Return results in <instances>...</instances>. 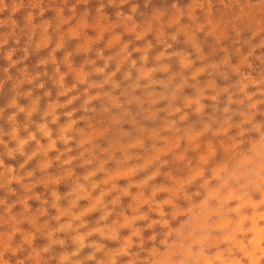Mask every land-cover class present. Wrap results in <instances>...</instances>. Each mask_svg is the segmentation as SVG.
<instances>
[{"label":"rangeland","instance_id":"374dc122","mask_svg":"<svg viewBox=\"0 0 264 264\" xmlns=\"http://www.w3.org/2000/svg\"><path fill=\"white\" fill-rule=\"evenodd\" d=\"M141 69L164 83L141 79L133 90ZM53 105H63L55 124L45 115ZM68 112L74 139L49 149L47 170L41 155L27 158L35 140L26 155H6L14 128L47 147L38 125L56 138ZM254 125L264 131V0H0V264H133L118 250L131 235L127 221L141 213L148 219L133 226L143 246L131 251L146 264L150 237L168 231L147 227L160 218L143 203L150 198L171 228L181 225V243L203 244L201 264H264V194L242 196L211 179L221 162L248 152ZM101 163L106 172L92 178L99 187L73 204V181ZM153 173L145 187H129ZM102 194L106 220L93 208ZM69 210L83 213V227ZM105 226L118 238L95 231ZM77 235L86 246L73 255Z\"/></svg>","mask_w":264,"mask_h":264},{"label":"clouds","instance_id":"9594fccd","mask_svg":"<svg viewBox=\"0 0 264 264\" xmlns=\"http://www.w3.org/2000/svg\"><path fill=\"white\" fill-rule=\"evenodd\" d=\"M131 19V17H129ZM100 71H103L101 69ZM155 71V69H152L150 71H144L140 70V76L134 82L130 87L135 90L141 87L140 80L146 79L148 83L144 85V87H151L156 84H163V81H158L152 78V73ZM131 74L129 73V76ZM167 87V85H165ZM174 95V93H173ZM90 98V99H94ZM161 98H163V94H161ZM75 99V97L73 98ZM111 103L115 107H121L122 105L119 103L118 98L113 97L111 100ZM59 107H63V105H53L50 107V110L48 113H46V116L51 117V123L55 124L59 120V116L56 113V109ZM228 109H225V112H227ZM66 115L70 118L73 115L72 112L66 113ZM77 123L76 120H71L70 123H68L66 126L62 128V131L60 135L56 138H53L52 129L49 127L48 123H40L38 125V131L40 134L47 138L50 143L47 147H44L39 140L36 139L35 133H29V136L27 138H20L18 135L17 130L14 128L11 136L16 141V147L15 148H9L7 150L6 155L9 158H14L16 154H19L21 156L26 155L24 149L26 145L30 142L35 140L38 148L36 151L32 152L30 155H28V160H31L35 158L37 155H41L43 157V162L41 163L40 167L41 170H47L51 164V160L48 159V151L49 149H52L55 147L57 141L62 142L63 144L67 145L70 141L74 139L72 135L69 133L73 129V126ZM174 124V122H173ZM169 127H172L170 124ZM252 131H255L257 133L258 139L252 144V146L248 149L247 153L243 154H237L236 156H233L232 158L225 160L221 162L220 165L217 166V169L215 171L214 176L211 178L213 180L219 181L218 187L222 189H228L233 192H239L242 196H250L251 189L252 192H258L261 194H264V131L261 130V126L254 125ZM245 132H241V135H244ZM0 143H4L2 140H0ZM5 147L7 148V144L5 143ZM125 153L127 152V149H124ZM129 157L125 154L124 159L120 161V163L127 164L129 161ZM65 164L70 163V160H66L64 162ZM3 166V161L0 160V167ZM7 171L9 173L14 172L13 168H8ZM106 172V169L104 168L103 163H101L98 167H96L93 171H91L88 175L83 176L81 178H77L73 181L74 188L72 191V195L75 197L73 200V204L76 203V201L80 198L87 197L90 195V192L97 187H99V183H92V178L99 172ZM137 169L133 167L127 172L121 173L123 176L131 177L136 173ZM107 174V173H106ZM33 173L29 172L28 176L31 177ZM155 173H153L151 176L146 177L143 181H140L138 183H134L129 185V187H139L143 188L145 187L150 180H152L155 177ZM12 179H23L18 178L16 176H12ZM211 182V181H209ZM235 185V187H233ZM31 187V185H29ZM128 190L125 189V192ZM53 196V204L52 206L54 208H59V203L62 197L55 191L52 192ZM155 196V193H153V197ZM119 202L118 198L110 201L109 203L115 205ZM143 203L145 204H152L154 205V208L152 210L156 211L159 219L151 220L150 223L147 225L148 228H153L156 225H159L162 229H168L163 235V238L159 241H157L156 235H153L150 237V241L152 243V247L148 253V256L145 258L146 264H201V261L203 260L202 257L205 256L203 244L201 245L199 251H194L192 247H189L186 244L181 243L179 239V230L181 228V225L177 228H171L170 221L166 219L167 213L164 211L163 207L157 203L154 198H150L148 200H144ZM93 208H96L98 210H101L103 212V215L101 216L102 220H106L109 215H111L112 209L108 207L107 204L103 201V194L96 199L95 204L93 205ZM91 211V209H89ZM69 216H71L72 221H80V224L77 227H83L86 223L82 220L83 213H75L71 210L67 213ZM61 216L65 215L64 211H61ZM148 219V216L146 213H141L137 216L133 217V220L127 221V227L131 229V235L127 238L125 244L123 247H121L118 250V254L120 255H126L133 257V264H135V260L140 257L139 252H132L131 249L135 246H139L142 248L143 241L142 236L143 232L142 230L135 228L133 226L135 220H146ZM72 225H65V227H70ZM123 226V225H121ZM96 232L100 233L101 235H104L105 232L111 235L113 239L118 238V229L116 226H105L104 228H96ZM133 237H136L140 240V244L136 245L133 241ZM174 237V238H173ZM76 241L79 244V248L77 249L76 253H73V255L78 254L80 249H83L85 245V236L83 235H77L75 237ZM92 247H95L97 250L101 248L100 245L93 243L91 245ZM13 252L15 253V249H13Z\"/></svg>","mask_w":264,"mask_h":264}]
</instances>
